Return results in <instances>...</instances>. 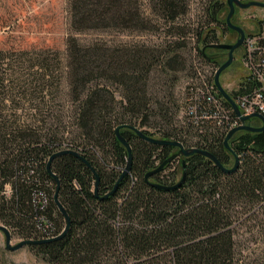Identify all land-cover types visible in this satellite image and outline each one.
<instances>
[{
    "label": "trees",
    "instance_id": "trees-1",
    "mask_svg": "<svg viewBox=\"0 0 264 264\" xmlns=\"http://www.w3.org/2000/svg\"><path fill=\"white\" fill-rule=\"evenodd\" d=\"M148 1L151 12L165 23L172 24L187 12L186 0ZM68 3L70 26L76 32L153 29L140 0ZM224 8L226 0L210 1L206 8L207 23L222 27L223 34L227 25L218 16ZM186 33L184 27L176 28L177 40L163 46L111 47L104 42L82 46L69 37L61 76L50 69L45 57L49 48H38L34 61L30 58L32 71L26 75L31 81L16 72V82L7 81L6 69H1L0 223L23 240L57 237L65 220L54 203L57 184L46 165L58 152L78 154L56 155L50 163L69 228L61 239L29 246L45 263L235 264L234 234L241 228L264 230V130L235 133L228 140L229 151L224 139L230 130L199 114L195 124L187 123L184 116L178 125L179 105L172 91L158 86L165 79L176 83L175 73L184 70L181 51L187 47ZM218 42L213 30L196 31V44L203 48ZM197 50L211 62L202 49ZM5 52L19 50L0 49V63H5ZM55 60L60 64L58 57ZM214 74L198 73L191 84L212 83V91L223 98L214 85ZM62 82L70 109L55 111L48 103L60 94ZM52 84L56 92L50 90ZM238 86L243 90L242 83ZM10 88L15 90L13 95ZM26 100L34 101L29 122L15 110ZM185 107L184 103V111ZM232 115L236 116L234 110ZM242 124L262 126L256 119ZM132 127L147 137L208 151L224 169L233 167L235 154L238 165L227 173L203 155L182 157L178 148L147 142ZM116 128L131 153L130 170L122 178L128 153L116 137ZM180 180L174 189L162 188Z\"/></svg>",
    "mask_w": 264,
    "mask_h": 264
},
{
    "label": "rangeland",
    "instance_id": "rangeland-1",
    "mask_svg": "<svg viewBox=\"0 0 264 264\" xmlns=\"http://www.w3.org/2000/svg\"><path fill=\"white\" fill-rule=\"evenodd\" d=\"M215 0H186L187 12L185 15L178 17L174 23H165L164 20L155 16L150 9L148 0H140V7L146 17L151 20L153 29L151 31L135 32V31H120L114 29L108 30H86L76 32L70 26V12L68 0H0V49H13L19 52L3 53L5 60L0 63V71L6 69L8 80L15 83L17 75H25L23 80L31 81L26 74H29L31 59L36 56L38 48H49L45 53L47 61L50 63V69L54 70L56 76L63 75L64 65L66 62V40L69 37H74L82 46H87L95 42H104L111 47L119 45L145 44L147 46H163L172 41H176L178 35H175L176 28L184 27L185 40L187 47L181 51L183 58L186 60L184 70L175 73L177 81L173 83L169 79L158 82L159 85L169 91H172L173 98L179 105V111L176 117L178 125L183 122V107L189 84L193 76L200 74H214L217 69V64H223L227 61V50L208 47L203 48L202 44H196V31L206 32L214 31L218 44L232 45L235 43L237 34L231 30L223 34L222 27H216L213 23H207L206 8L209 2ZM224 1V0H218ZM243 3L249 0H242ZM264 3V0H254ZM228 7L224 8L219 19L225 21L228 14ZM264 15V8L250 7L244 10H239L236 15H232L230 22L234 26L247 29L250 32L252 27L256 26L257 19ZM242 19L243 26H240L239 21ZM203 50L211 62L203 59L198 55V50ZM27 50L26 53L20 52ZM29 50V51H28ZM34 50V51H30ZM241 47L233 52V61L231 65L221 72L219 75V83L227 92H235L238 85L243 82L244 69L240 64ZM11 54V55H9ZM35 54V55H34ZM10 56V57H9ZM60 59V64L55 60ZM2 62V61H1ZM3 64V65H2ZM13 72L18 73L14 75ZM10 76V77H8ZM198 76V75H197ZM169 80V81H168ZM9 83L12 86V83ZM172 84V86H171ZM157 86V87H158ZM12 88V87H11ZM9 89V93H15V90ZM172 89V90H171ZM56 92V84H52L50 89ZM58 94L52 102L48 103L56 110L65 105V93L67 88L62 82ZM117 95V94H116ZM13 97V96H12ZM118 97V95H117ZM31 98V96H30ZM33 98V97H32ZM48 98V97H47ZM46 98V99H47ZM34 101H23L17 110V115L26 122L31 119V114H34ZM13 106V104L9 107ZM8 108V107H7ZM9 113V111L5 112ZM72 130L73 127H70ZM195 139H192V142ZM181 175L180 168L178 169L179 178ZM9 187H6V194H9ZM2 225V223H0ZM11 245L19 243L22 238L15 234L11 229ZM234 252L235 264H264V230L258 227H253L250 230L241 228L237 234H234ZM0 264H47L39 259L35 252L29 246H25L17 251H8L5 248V237L0 232Z\"/></svg>",
    "mask_w": 264,
    "mask_h": 264
},
{
    "label": "built area",
    "instance_id": "built-area-1",
    "mask_svg": "<svg viewBox=\"0 0 264 264\" xmlns=\"http://www.w3.org/2000/svg\"><path fill=\"white\" fill-rule=\"evenodd\" d=\"M241 50L239 61L244 69L243 90L238 86L236 95L230 96L239 115L233 116L232 106L212 91V83L202 80V87H196L194 83L188 86L183 113L187 123L195 124L199 114V118L213 120L218 127L229 131L241 125V117L258 114L264 118V15L245 36ZM254 119L262 123L257 117H250L248 121Z\"/></svg>",
    "mask_w": 264,
    "mask_h": 264
},
{
    "label": "water",
    "instance_id": "water-1",
    "mask_svg": "<svg viewBox=\"0 0 264 264\" xmlns=\"http://www.w3.org/2000/svg\"><path fill=\"white\" fill-rule=\"evenodd\" d=\"M226 6L228 7V14L226 16V19H225V24L227 25V27L229 29H232L234 31H236L240 37L238 38V40L232 44V45H225V44H215V45H212V47L214 48H219V49H224V50H227V61H225L222 65H220L217 70L215 71V74H214V85L216 86L218 92L222 95V97L232 106L234 112L236 115H239V112H238V109L236 107V105L234 104V102L232 101V99L230 98V96L227 94V92L221 87L220 83H219V75L221 74L222 71H224L226 68H228L232 61H233V52L238 49L239 47H241L242 45V40H243V32H242V29L239 28L238 26H234L231 24L230 22V19L233 15V12H234V8L235 7H238L240 9H247V8H250V7H259V8H264V3L262 2H258V1H249V2H246V3H243L239 0H226ZM250 117H257L261 120L262 122V126L261 127H252V126H249L247 124H242L238 127H235L233 129H231L228 134L226 135L225 139H224V146L227 150L230 151V148H229V145H228V140L237 132L239 131H247V132H253V133H256V132H260V131H263L264 130V118L261 116V115H258V114H253L251 116H246V117H241V121L242 122H245L246 120H248ZM119 128H116L115 130V133H116V137L117 139L119 140V142L122 144V146L126 149L127 153H128V162L121 174V177L122 178L124 175H126L129 170H130V164H131V153H130V147L129 145L126 143V141L120 136L119 132H118ZM132 130L137 134L138 137H140L141 139L147 141V142H150V143H153V144H157V145H169V146H174L176 148L179 149V154L182 156V157H188V156H191L192 154H200V155H203L205 156L206 158L210 159L212 162H214V164L220 168L222 171L224 172H227V173H230L232 171H234L238 165V158L237 156L234 154V165L231 169H224L222 167V165L216 160V158L210 154L208 151H205V150H202V149H197V148H189V149H186L183 147V145L179 142H175V141H166V140H160V139H155V138H151V137H147L145 136L138 128H134L132 127ZM64 153H70V154H73L75 156L78 157V154L74 151H70V150H64V151H61V152H58L56 154H54L53 156L50 157V159L48 160L47 162V165H46V169H47V172L54 178V180L56 181V184H57V187H56V190L54 192V195H53V200H54V203L56 204L59 212L61 213V215L64 217V220H65V226H64V229L63 231L55 238L53 239H48V240H37V241H33V240H21L19 243H17L16 245L12 246L11 245V232L8 228H6L5 226L3 225H0V232H2L4 234V237H5V248L8 250V251H17L25 246H31V245H36V244H41V243H46V242H50V241H53V240H58V239H61L62 237L65 236L68 228H69V218H68V215L66 213V211L64 210V208L62 207V205L60 204V202L58 201V187H59V182H58V179L54 176V174L51 172V169H50V163L53 159V157H55L56 155H60V154H64ZM162 165L159 166L158 168H156L155 170L153 171H150L148 172L146 175H145V179H148L149 176H151L152 174H154L155 172L159 171L161 169ZM182 180V179H181ZM181 180L175 184L174 186H171V187H162L163 189L165 190H170V189H174L176 188ZM97 184H98V181H96L95 183V193L97 192ZM154 186H158V185H154Z\"/></svg>",
    "mask_w": 264,
    "mask_h": 264
},
{
    "label": "flooded vegetation",
    "instance_id": "flooded-vegetation-1",
    "mask_svg": "<svg viewBox=\"0 0 264 264\" xmlns=\"http://www.w3.org/2000/svg\"><path fill=\"white\" fill-rule=\"evenodd\" d=\"M239 10H244V9H240V8H238V7H235V8H234L233 15H234V14L236 15V13H238ZM225 19H226V18H225ZM239 24H240V26H243V24H242V19H240ZM239 28H240V27H239ZM241 29H242V32H243V40H242V45H243V42H244L245 36L248 34V31H246L247 29H244V28H241ZM229 30H231V31H233V32H235V33L237 34V36H236V38H235V42H236V41L238 40V38L240 37V35H239L236 31H234V30H232V29H229V28L227 27V32H228ZM242 45H241V46H242Z\"/></svg>",
    "mask_w": 264,
    "mask_h": 264
}]
</instances>
